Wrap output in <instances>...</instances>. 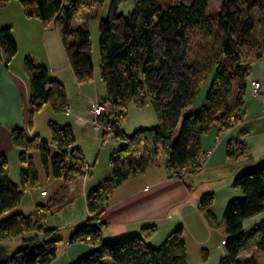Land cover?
<instances>
[{"label":"trees","instance_id":"trees-1","mask_svg":"<svg viewBox=\"0 0 264 264\" xmlns=\"http://www.w3.org/2000/svg\"><path fill=\"white\" fill-rule=\"evenodd\" d=\"M6 1L9 0L0 3ZM15 1L24 17L35 18L43 26L55 25L79 84L92 80L94 65L89 32L83 27L72 28L73 17L88 1L98 5L108 1L107 16L98 27L99 77L105 86L102 103L107 107L99 122L107 125L116 142L123 146L109 158L110 176L85 195L89 217L75 228L69 243L93 249L72 264H187L181 227L153 247L149 239L155 232L154 226L143 228L140 235L105 241L99 219L114 190L154 165L159 150L165 155L166 169L175 175L182 171L197 172L203 153L202 137L213 127L220 134L225 133L240 121L249 75L248 63L240 64V49L245 44L254 45L258 48L254 58L260 57L264 41L258 38H264V28L256 29L252 13L257 8L264 15V0H222L213 18L206 13L207 0L165 7L155 0ZM130 1L132 11L120 13L119 6L128 7ZM210 40H216L215 45H208ZM0 52L6 61L17 53L7 27L0 28ZM23 67L29 91L28 126L31 127L34 114L44 105L55 114L67 113L62 84L29 57L24 58ZM131 102L139 108L151 105L156 119L154 127L125 134L121 123ZM191 106L194 110L184 114ZM48 131L50 142L38 136L28 138L23 129L13 130L12 144L20 150L19 186L10 181L7 160L0 156V243L29 232L35 235L34 241H23L6 264H50L61 241L55 238L57 230L45 224V214L49 212L46 205L36 207L34 218L21 213L3 217L19 206L26 187L38 183L31 153H38L45 170L50 163L54 178L67 180L72 173L82 174L87 166L79 149L74 147L69 125L49 122ZM147 141L153 147L152 154L145 152ZM227 154L236 159L243 155L240 150L238 154L230 150ZM232 186L240 190L241 197L228 201L223 212L224 256L219 264H257L252 255L240 258L239 252L254 240L256 250L264 254V220L249 231L243 229L245 221L264 212V163L237 175ZM212 201L213 195L206 194L198 208L207 224L215 228V218L208 211Z\"/></svg>","mask_w":264,"mask_h":264},{"label":"crops","instance_id":"crops-1","mask_svg":"<svg viewBox=\"0 0 264 264\" xmlns=\"http://www.w3.org/2000/svg\"><path fill=\"white\" fill-rule=\"evenodd\" d=\"M6 27L11 31L17 46V53L11 60L6 61L0 52V156L6 158L9 179L17 185L10 172L11 162L15 163V168L17 165L19 172L21 168L18 159L20 150L12 144L13 130L23 129L28 138L38 136L39 139L46 142H50L49 122L58 126L69 125L73 133L75 126H81V132L86 134L89 131V122H92L87 109V100L93 96L88 88H90V83L94 81L95 68H98L99 71V59L97 60L98 66H94L92 80L89 83L79 84L69 67L60 35L54 24L43 26L35 18L24 17L20 4L15 0H9L0 3V28ZM35 52L41 54L40 59L36 57L38 55ZM25 57H29L35 65L45 67L50 76L62 84L68 103V112L64 114H55L48 105H44L34 114L31 127L28 126L29 91L23 67ZM248 66L249 75L246 79L247 86L240 110V121L233 125L230 132L221 141L218 140L220 133L217 127L211 128L202 137V154L210 152L207 170L221 165L227 171L215 181L217 184L215 188L221 191L220 199L224 206L231 199L241 197L240 190L232 186L235 177L242 172L252 170L258 164L264 163V48L260 52V57L252 59L248 62ZM252 80L261 84L256 96L250 94V81ZM44 109L49 111V114L46 112L48 137L40 134L35 124L36 116ZM74 147L79 149L81 153L80 148ZM229 150L233 154H238L240 150L243 155L238 159L229 157L227 154ZM163 164L165 161L147 167L141 175L128 178L114 190L111 197L113 200L111 203L108 202L106 212L102 216L104 224L100 227L101 234L102 228H104L110 236L127 235L128 230L132 234L140 235L143 228L154 226L155 232L149 239V243L155 247L160 243L152 244L154 237L163 240L173 229L181 227L182 239L187 252V263L191 253H198L202 263H206L210 253L216 247L221 252L225 238L224 229L219 241L214 238L219 222L212 212L213 201L208 207V211L215 218V228H211L207 224L198 208L202 196L212 194L214 200V194L210 192L211 189L208 187L200 188L202 182L197 181V177L194 175L184 180L168 179L167 176L170 171ZM81 193L85 199V192ZM263 218L264 212L245 221L243 229L249 231L260 221H263ZM166 219L167 222L164 223L166 231L160 236L155 222ZM79 224L71 225L68 228L67 244L60 252H58L60 245L57 246L56 257L50 264H72L92 251V246L69 243L71 235ZM246 226H248L247 229H245ZM32 233L29 232L24 235H31ZM24 235L14 238L13 241L20 239V237L21 239L24 238ZM20 243L21 241L18 244L20 245ZM188 244H190V249ZM247 247L248 244L240 250L239 256L240 253L246 251ZM203 254L205 259H203Z\"/></svg>","mask_w":264,"mask_h":264},{"label":"rangeland","instance_id":"rangeland-1","mask_svg":"<svg viewBox=\"0 0 264 264\" xmlns=\"http://www.w3.org/2000/svg\"><path fill=\"white\" fill-rule=\"evenodd\" d=\"M155 1L161 6L165 7L167 5H173V4L188 5L191 3L192 0H155ZM221 1L222 0H207L208 5H207L206 13L208 17L210 18L215 17L216 13L218 12ZM132 8H133L132 2L130 1L128 7L127 5L125 7L119 6L118 11L120 13L126 14L128 12H131ZM107 10H108V1L103 2L101 5L94 4L88 1L81 5V7L78 9V11L76 12L72 20V28L83 27L89 32L90 51H91L92 62L94 66H98L97 60L99 59V51H98L99 22L102 19L106 18ZM252 15H253L252 17L254 18L256 29L260 30L261 28H264L263 13H261L256 8L253 10ZM258 39L264 41V38L259 37ZM215 43H216V40H213V41L210 40L207 44L215 45ZM35 53L38 55L36 57L37 58L39 57L38 59H40L41 54H38L37 52ZM257 53H258V48L254 45L245 44L243 47L241 46L240 60H239L240 64L244 65L250 62L252 59H254ZM95 74L96 75L94 77V81L90 83L89 85L90 88H88V91L93 96L92 98H89L87 100V107H88L87 109L89 113H90L89 103L97 100L100 104H103L102 98L105 95V86L99 77L98 68H95ZM200 82L201 81H199V84H201ZM234 88H235V85L233 86V89ZM201 98L202 96L200 97V100L198 102L202 100ZM193 110H194L193 106L188 107L184 111V114H188L192 112ZM104 111H107V107H104ZM46 112H48L49 114L48 109H44V111H41L38 113V115L36 116L35 124H36L37 130L39 131V133L44 136L46 135L48 137L47 126H46L47 121H48V118H47L48 116ZM125 114L126 116L123 119L121 126H122L123 131L127 135L132 134L137 129L152 128L156 124V119H155V116H154V113H153V110L150 104H147L139 108V107H136L131 102L126 106ZM99 117L97 118V121L99 124H101L99 122ZM101 125L103 128H99L97 131H95L93 130V124L90 121L88 125L89 131H87L86 134H83L81 132V126L80 127L75 126V128H73L74 130L73 134L76 140L74 143V146L80 148L81 150L80 155L82 156V158L84 159V162L88 166V171L86 172L85 170L86 167L84 166V169L82 168L83 169L82 174L72 173L70 179L68 178L67 180H64L63 178H54L52 176L50 163L48 164V169L45 170L40 162L38 153L32 152L31 156L33 157L35 169L38 174V183L35 187H26L23 198L19 206H17L15 209L10 211L9 213L3 215V217L4 218L8 217L14 213H21L24 216H29L31 218H34L36 207L38 205H46L49 209V212L45 214V224L47 227L55 228L57 230L55 234V238L61 240L58 243V246L60 245L58 252H60V250H62L64 245L67 244V237L69 234L68 228L71 225L74 226V225L81 223L85 218L89 217L88 214L86 215L87 211H86L85 199H84V196H82L81 192L83 193L85 192L84 194L86 195L90 189H92L93 187H96L104 179L110 176L111 165L109 163V158L117 149L123 146L122 143L116 142V140L113 138L110 128H108V130L105 129L106 127H108L107 125L105 124H101ZM230 129L225 133H221L219 135L218 140L221 141L230 132ZM104 130L106 132H104ZM176 135L177 134L175 133V135L173 136V140L175 139ZM152 151H153V147L147 141L145 152L152 154ZM158 153H159V156L155 157L154 165H158L159 162L165 161V155L163 151L159 150ZM135 154H133V156ZM209 156H210V152L204 153L200 156L199 159L201 158L204 159L205 163L203 164V166H201L202 168L198 167L199 169L197 172H192V173L189 172L184 177L181 178L175 175L172 171H170L167 178L173 179V180H184L188 178L189 176L194 175L197 177V181L202 182L200 188L205 189L206 187H208V189H211L210 192H213L214 194L212 212L215 214L217 222L220 223V224L218 223L219 227L215 233L214 238H216V240L218 239L219 241V237L220 236L222 237L221 234L223 233V229H224V226H223L224 223H223L222 217H223L225 206H224V203L221 202V199H220L221 191L215 188L217 186V184H215V181H217L218 178L222 174L226 173L227 171L226 169H224V167L222 168L221 165H219V167H214L210 170H207L208 168L207 161H208ZM123 157L127 159L128 155H124ZM151 157L152 159L154 158L153 155H151ZM10 164H11V170H10L11 177L13 178L15 183L18 185L19 170L17 168V165L15 168V163L13 164L11 162ZM42 191L45 192V195H41ZM112 200L113 199H111L109 203H111ZM109 203H107V206L105 207L99 219V223H101L102 225L104 224L102 216L106 212V209ZM165 222H167V219L162 220L160 222H155L158 227V234L160 236L162 235V233H165L166 231V226H164ZM247 228L248 226L245 227V229ZM129 229H130V225H129ZM128 231L129 232H126L127 235H137V234H132L130 230ZM107 233L108 232L104 228H102L103 239L105 241L113 240L118 237L126 235V234L124 235L116 234V235L110 236ZM34 237L35 235L34 233H32L31 235H24L25 239L24 238L21 239L20 237V239H16V241H13L12 239L7 242H4V244L8 246V254L9 255L13 254L14 251L17 250L18 247L22 245L23 241H30V242L34 241ZM164 239L165 238H163V240ZM163 240L161 239L159 240L158 237H154L152 244L161 243ZM20 241L21 243L19 245L18 243ZM155 247H158V245ZM188 247L190 249V244H188ZM221 248H222L221 252H219L220 250L217 247L215 248V250H212L206 263H202V259L200 258L198 253L197 254L191 253L188 256L187 264H218L220 257H222V255L224 256V253H223L224 248L223 247ZM244 255L246 256L252 255L257 261V264H264V254L256 250L254 240L253 241L251 240L248 243V247L246 248V251H244L243 253H240L239 257L241 258Z\"/></svg>","mask_w":264,"mask_h":264},{"label":"built area","instance_id":"built-area-1","mask_svg":"<svg viewBox=\"0 0 264 264\" xmlns=\"http://www.w3.org/2000/svg\"><path fill=\"white\" fill-rule=\"evenodd\" d=\"M124 4H126V2H123ZM250 94L251 96H256L259 93V90L261 88V84L258 81L252 80L250 81ZM89 107H90V115H91V119H92V124H93V130L97 131L99 128H103L101 124L98 123L97 118L104 112V105L100 104L97 100L90 102L89 103ZM109 127H106L105 129L108 130ZM104 132H106L104 130ZM205 163L204 159H199L198 160V167L202 168L201 166H203V164ZM86 167V172L88 171V166ZM198 168V169H199ZM188 172L186 171H182L180 172V174H178L177 176L179 177H184ZM41 195H45V192L42 191Z\"/></svg>","mask_w":264,"mask_h":264},{"label":"water","instance_id":"water-1","mask_svg":"<svg viewBox=\"0 0 264 264\" xmlns=\"http://www.w3.org/2000/svg\"><path fill=\"white\" fill-rule=\"evenodd\" d=\"M8 246L0 243V264H6L9 260Z\"/></svg>","mask_w":264,"mask_h":264}]
</instances>
